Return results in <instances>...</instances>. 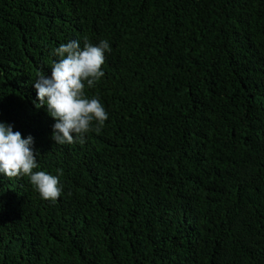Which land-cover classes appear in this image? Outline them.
Masks as SVG:
<instances>
[{
  "label": "trees",
  "instance_id": "1",
  "mask_svg": "<svg viewBox=\"0 0 264 264\" xmlns=\"http://www.w3.org/2000/svg\"><path fill=\"white\" fill-rule=\"evenodd\" d=\"M84 38L108 119L59 145L32 82ZM0 121L63 189L0 175V264H264V0H0Z\"/></svg>",
  "mask_w": 264,
  "mask_h": 264
},
{
  "label": "clouds",
  "instance_id": "2",
  "mask_svg": "<svg viewBox=\"0 0 264 264\" xmlns=\"http://www.w3.org/2000/svg\"><path fill=\"white\" fill-rule=\"evenodd\" d=\"M111 51L107 39L91 43L84 38L61 43L51 49L56 59L51 62V74H38L32 86L36 90L37 108L46 107L54 123L51 139L59 145L83 142L90 131L99 133L108 112L98 96L89 97L85 88H93L105 75V53ZM31 134L22 136L14 125L0 121V175L27 177L41 199L55 201L62 193L60 173L39 168V150Z\"/></svg>",
  "mask_w": 264,
  "mask_h": 264
}]
</instances>
